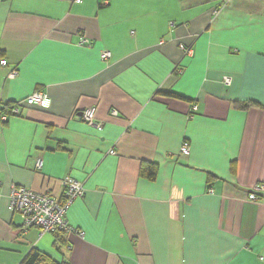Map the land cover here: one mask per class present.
<instances>
[{
    "label": "crops",
    "instance_id": "crops-1",
    "mask_svg": "<svg viewBox=\"0 0 264 264\" xmlns=\"http://www.w3.org/2000/svg\"><path fill=\"white\" fill-rule=\"evenodd\" d=\"M2 60L0 106L51 108L0 120V264H264V0H0ZM66 179L83 237L22 233L12 188L61 198Z\"/></svg>",
    "mask_w": 264,
    "mask_h": 264
},
{
    "label": "built area",
    "instance_id": "built-area-1",
    "mask_svg": "<svg viewBox=\"0 0 264 264\" xmlns=\"http://www.w3.org/2000/svg\"><path fill=\"white\" fill-rule=\"evenodd\" d=\"M73 3H81L82 0H69ZM82 44H88L87 40H83ZM187 54H191V50L187 51ZM112 57L109 51L101 52L102 61H108ZM2 66H6L7 62L2 60L0 62ZM16 72H11L10 77H15ZM226 83H229V79H226ZM23 107H38L43 110H49L51 108V98L47 92H37L23 101L18 102L12 108L10 114H4L0 111V120L7 122L11 116H19ZM197 107L194 106L193 110L197 111ZM96 107L92 106L86 109L82 113V119L84 122L92 127L101 128L103 125L101 122L96 121L95 118ZM111 116L118 117L116 111L111 113ZM180 153L184 156L190 154V147L187 143H184L180 149ZM42 167L41 160H37L35 169L39 170ZM62 197L56 198L48 193H38L28 188L14 186L9 196V211L12 214L19 215L21 217V231L27 233L32 229L38 230L41 234H54L56 232H62L65 235L77 233L83 237V232H79L72 228L67 220L66 215L71 205L78 199L82 198L85 194V189L82 183L66 179L62 182ZM264 191L262 185H256L253 187L249 199L255 201L258 199V194Z\"/></svg>",
    "mask_w": 264,
    "mask_h": 264
},
{
    "label": "trees",
    "instance_id": "trees-1",
    "mask_svg": "<svg viewBox=\"0 0 264 264\" xmlns=\"http://www.w3.org/2000/svg\"><path fill=\"white\" fill-rule=\"evenodd\" d=\"M166 96H171L174 98H179L177 95L172 93H166ZM235 108L242 110V111H248L251 108L259 107L256 102H243V103H235ZM14 106L11 104H7L4 106H0V111L4 114H10L12 108ZM234 165L232 168H234ZM234 171V170H233ZM140 174L142 177L147 178L150 181H155L157 175H158V167L155 164L152 163H142L140 168ZM56 238V244L58 246H65L66 240L64 237V233L62 232H56L53 234ZM22 264H68V263H57L53 259H51L49 256L42 254L37 249H32L23 259Z\"/></svg>",
    "mask_w": 264,
    "mask_h": 264
},
{
    "label": "rangeland",
    "instance_id": "rangeland-1",
    "mask_svg": "<svg viewBox=\"0 0 264 264\" xmlns=\"http://www.w3.org/2000/svg\"><path fill=\"white\" fill-rule=\"evenodd\" d=\"M16 216H18V218L21 220V217L19 215H16ZM21 222H22V220H21Z\"/></svg>",
    "mask_w": 264,
    "mask_h": 264
}]
</instances>
